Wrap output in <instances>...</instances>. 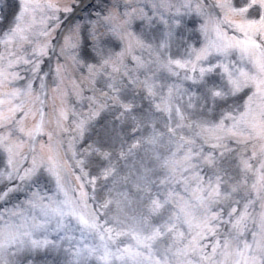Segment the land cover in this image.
Returning <instances> with one entry per match:
<instances>
[{
    "label": "snow or ice",
    "instance_id": "snow-or-ice-1",
    "mask_svg": "<svg viewBox=\"0 0 264 264\" xmlns=\"http://www.w3.org/2000/svg\"><path fill=\"white\" fill-rule=\"evenodd\" d=\"M0 264H264V0H0Z\"/></svg>",
    "mask_w": 264,
    "mask_h": 264
}]
</instances>
